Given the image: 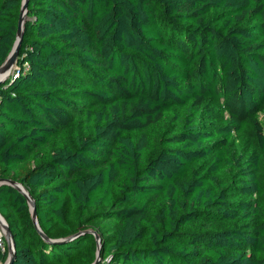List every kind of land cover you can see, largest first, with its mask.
Here are the masks:
<instances>
[{
    "label": "trees",
    "instance_id": "1",
    "mask_svg": "<svg viewBox=\"0 0 264 264\" xmlns=\"http://www.w3.org/2000/svg\"><path fill=\"white\" fill-rule=\"evenodd\" d=\"M263 112L264 0H28L0 180L44 236L1 185L11 264H264Z\"/></svg>",
    "mask_w": 264,
    "mask_h": 264
},
{
    "label": "water",
    "instance_id": "2",
    "mask_svg": "<svg viewBox=\"0 0 264 264\" xmlns=\"http://www.w3.org/2000/svg\"><path fill=\"white\" fill-rule=\"evenodd\" d=\"M27 1L28 0H22L19 19H18V26H17L16 42H15L11 52L9 53L8 57L6 58L5 62L0 66V84L3 82L4 79H6L11 74V72L13 71L15 64H16V59H17L18 50H19V44H20L22 36H23L25 16H26V10H27ZM1 185H8V186L14 188L15 190L20 192L27 199L28 205L30 208L31 219L34 223V226L37 229V231L42 236H44L41 233L39 226H38V223H37L34 203H33L32 199L30 198V196L28 195L27 191L20 184L15 183L11 180H0V186ZM1 232H2V235L6 239L7 246H8V257H7V260L5 261L4 264H11V262L14 259L15 245L13 242V237L11 235V232H10L5 220L0 215V235H1ZM89 233H90V235H93L95 237L97 245H98L97 246V251H98L99 250V238L95 234V232H89ZM70 239H72V238H70ZM99 260H100L99 254L97 253L96 259H95L93 264H98Z\"/></svg>",
    "mask_w": 264,
    "mask_h": 264
},
{
    "label": "rangeland",
    "instance_id": "3",
    "mask_svg": "<svg viewBox=\"0 0 264 264\" xmlns=\"http://www.w3.org/2000/svg\"><path fill=\"white\" fill-rule=\"evenodd\" d=\"M260 115H262L263 116V118H264V112L263 113H261ZM1 235H2V232H1ZM3 236V235H2Z\"/></svg>",
    "mask_w": 264,
    "mask_h": 264
}]
</instances>
